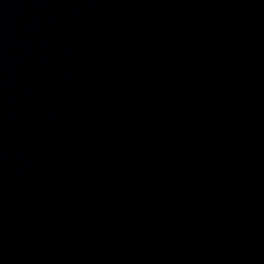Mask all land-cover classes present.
<instances>
[{"label":"water","instance_id":"obj_1","mask_svg":"<svg viewBox=\"0 0 264 264\" xmlns=\"http://www.w3.org/2000/svg\"><path fill=\"white\" fill-rule=\"evenodd\" d=\"M0 264H264V0H0Z\"/></svg>","mask_w":264,"mask_h":264}]
</instances>
